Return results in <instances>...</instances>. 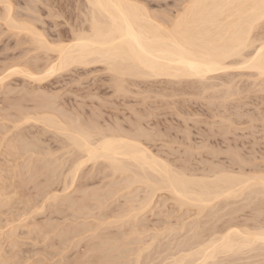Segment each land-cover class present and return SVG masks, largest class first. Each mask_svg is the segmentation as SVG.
<instances>
[{
  "label": "rangeland",
  "instance_id": "374dc122",
  "mask_svg": "<svg viewBox=\"0 0 264 264\" xmlns=\"http://www.w3.org/2000/svg\"><path fill=\"white\" fill-rule=\"evenodd\" d=\"M135 1L148 9L147 11L154 15L157 21H164L163 23L175 17L187 3V0ZM84 4L83 0H0V264H134L133 259L137 249L146 242L150 243V238H152L150 239L152 245L149 246V249L142 251L143 254L141 253L139 261L144 263L149 259L151 260L149 264H155L164 257H169L170 254L167 253L171 252V254H174V248H177L176 244L180 243V241L190 239L191 243L190 236L195 229L193 228L195 224L202 227V229L204 228V230L206 229L205 232L210 231V228L220 230L230 220L231 223L236 224L237 228L240 226V229L246 226L249 229H251V226L252 229L261 226L264 223V204L259 205L260 210H255L256 200H253V202L250 200L248 207L245 206V209H243L244 207L239 209L238 213L234 211L231 214H226L227 208L217 210L216 214L219 212L217 214L218 219L216 214H212L213 209L212 211L211 209H205L200 214L193 215V211L188 210H193L194 208L188 207L189 209L187 210L183 206L179 208L180 211L177 213L176 209H178V206L171 201L170 195L168 193L165 194L164 191H158L154 194L156 197H152V203L150 202L146 210L139 212L136 207L139 206L138 199L139 201L143 199L142 195L144 196V192L141 189L144 187L140 183H133L132 185L129 182L132 180L130 172H126L127 174L118 172V174L110 168L111 166L107 161L103 162L100 159L98 164L97 161L95 164L91 161V163L86 162L85 165L83 164L82 169L80 168L75 177H73L74 179H72L71 173L69 174L68 172V167L72 166L73 160H69L68 157L70 158L73 155L71 158H74L76 151L74 149L68 151V147L64 146L68 143L64 139L65 136L54 129H47L32 120L28 122L26 120L25 123H22L24 122L22 116H26V113L27 116L33 113L32 116L35 115L34 117H37L41 110H45L44 107L46 105L44 106L42 103L43 107H39L37 102L41 101L42 98L45 100L47 97L50 100V103L47 101L49 105L51 101L54 103L52 104L54 106H50V109L54 107L57 109L56 111L52 110L53 112L60 113L61 111L62 115L58 114V116H63V112L67 116L71 114L68 117L64 116L62 119H65V117L68 120L72 119L74 120V122L71 120L74 125L79 123V125H83L89 131H92L93 134L96 133V129L97 132H100L106 130V128L108 132L111 130V133L112 131L118 133L120 129L122 134L127 131L125 134L128 135L129 131L133 134L140 132L138 137H140L139 139L142 143L152 153L166 160L177 170H179L177 167L179 166L181 167L180 169L186 168V171L190 173L192 167V172L193 170L196 172L199 169L198 173L196 172L198 175L205 171H208L207 174H209L210 170H214L215 165L217 166V163L218 169L219 163H223V167L225 165V168H228L227 170L234 167L233 171H238L242 167V171L239 172L245 171L246 173L249 169L248 173H250L260 167V169L262 168L261 171L264 172V75L257 76L259 77L257 78L253 70L237 69L234 66L232 67L233 69L211 74L207 80L199 79L198 81L197 78H195L196 80L194 78H186L188 79L187 84L184 83L186 82L185 78H179V80L178 78L170 79V82L168 81L169 78L166 77H150L149 79H147L148 77L146 79L143 77L144 79H141L142 77L129 76L132 78L129 79L126 75L127 80H124V77L121 81L118 80L119 83L123 81V87L121 84V88L124 91L122 89L116 91L117 78L114 81L113 76H117L105 67L104 63H93L86 66L79 64L78 66L77 64L69 65L66 67V71L59 69V72L56 70L51 74L44 75L45 77L43 76L44 78L40 80L41 82L34 78V80L30 79L26 74L29 70H32L30 72L33 73L38 70L36 76L39 77V73L40 76L41 74L43 75V70H47V67L53 63L55 64L57 60V53L54 50L43 47L42 45L44 44H39L37 40L35 41L36 37L43 40L46 45L49 44V47L53 44L57 46L59 43L62 44V42L63 44L71 42L74 32L78 31H75L76 28H79L78 32H80L81 30H86L84 25H89V22H86L88 21L89 12L86 8L87 6L85 7L86 4ZM21 24L34 26L33 28L37 31L36 35L41 33V37L44 39L40 36H35V33L33 35L26 29H21ZM16 25L20 26L17 27ZM73 28L75 29L74 32H72ZM23 70H27V72L24 73ZM261 77L263 80L259 81ZM42 102L46 103V101ZM49 105L46 110L49 109ZM35 107L38 110L41 108L39 110L40 113ZM56 113L55 115H57ZM67 119L64 121H67ZM19 122L20 124H18ZM99 128L101 130H98ZM19 131L20 134L17 133ZM21 131L23 135L24 133L26 135L22 136ZM42 131L44 134L40 136V140L38 135ZM104 132L109 134L106 131ZM17 134L22 137L14 139V136H18ZM33 136L36 139L35 146H33L35 142ZM26 138L31 140H26ZM32 138L34 142L30 143ZM8 139L11 140L8 141ZM13 139V143L17 145L16 149H14L15 146L7 148L8 143L10 141L12 143ZM62 140L63 142H61ZM11 143L9 145H12ZM20 143H22L23 148H29L31 146L29 144H33L34 152L27 153V151H31L32 146L30 150H27V148L24 150ZM37 145L38 151L36 152ZM23 150L26 154L22 152ZM210 151H212V154L215 151L216 155H212ZM231 151L234 153H231ZM228 152L230 158L228 157ZM235 153L237 162L235 160L236 157H234V160L232 159ZM27 154H31L32 157ZM238 155L240 159L242 158V164L238 163ZM32 160L34 163L36 162L34 168L30 167L33 164ZM61 160H64L62 162L65 164H62ZM229 160L233 162L231 167L229 166L231 165ZM245 160L247 165L250 163L248 167L245 164ZM69 163H71V166ZM237 163L240 165L238 166ZM236 164L239 167L238 169ZM36 166L37 169H35ZM29 168L31 169L30 171ZM217 168L215 167V170ZM188 169L190 170L188 171ZM256 170L260 172L258 168ZM31 171L32 173H30ZM64 173L68 177L65 182ZM203 174H206V172ZM125 176L127 178L126 182ZM128 179L130 180L127 181ZM66 182L67 184H65ZM69 183L70 185L72 183V185L70 186ZM102 186L103 188L105 186L106 189H103ZM81 188L83 191L84 188L86 190L85 194L83 192V198L82 194H80L82 193L81 190L80 192L78 190ZM98 188H102L103 192L101 194L103 195L100 194ZM89 189L99 192L100 195L95 192L92 195L93 191H91V194ZM76 190H78L77 195L79 193L80 198L79 195L75 196ZM142 190L145 191V188ZM15 191L16 193H14ZM71 193L75 197L73 201ZM87 193H89V196H93L90 202L86 201L89 198H86ZM15 194L19 196L17 200L14 199L17 198L14 196ZM21 194H24V197ZM52 195L55 197H51ZM68 195L71 196V200L68 203L71 201L73 205L74 202L77 204V197L81 200H84L85 197V201L83 204L81 202L80 206L81 200H77L78 206L75 205L76 208L75 206L72 207L71 203L69 205L65 202ZM167 195L169 196L167 197ZM242 201H240L241 204L248 202V200ZM105 202L107 203L105 204ZM90 203L91 205L94 203L92 207H89ZM240 203L238 202L237 204L241 205ZM130 204L132 205L130 206ZM108 206L109 208H107ZM132 206L136 207L133 208ZM131 207L137 213L133 214ZM72 208L73 210H71ZM123 212L127 214V218L122 214ZM74 213L75 218L72 216ZM185 213L186 216H183ZM221 213H223L224 218L221 217ZM131 214H137V216L134 218ZM106 215L109 217H106ZM191 215L193 216L191 217ZM212 215L215 217L213 218ZM248 215L249 217L251 215V217L249 218ZM188 216L193 219H185ZM71 217L74 219H71ZM109 218L110 221L107 223ZM120 218L124 222H120ZM112 219H114L113 223L111 222ZM103 220H105V223ZM138 220L144 225H141ZM186 220H188L189 224L186 223ZM181 222L183 224L182 231L179 230ZM44 224L45 226H43ZM166 224L170 228L173 225L175 231L173 230L171 233L169 232L170 230L167 231L170 228L167 229L168 226ZM96 225L99 227L98 229ZM135 228L137 233L133 231ZM163 229H166L167 233ZM204 230L203 233H205ZM127 231H133V233L128 232L127 238L122 240L121 237H125ZM157 231H160V233H157ZM73 232L75 233L74 236L71 235ZM138 232L141 235H138ZM161 233L163 234L161 235ZM67 234L69 237H67ZM132 234L135 235L130 236ZM157 234H159L158 237H154ZM153 237L156 244L153 243ZM127 242L128 245H126ZM66 245L68 246L66 247ZM260 249L258 251V247L253 250L245 248L239 253L229 252L226 256L225 254H219L214 260L212 259L215 263H212V260H208L207 263L264 264V247H260ZM156 259L157 261H155Z\"/></svg>",
  "mask_w": 264,
  "mask_h": 264
},
{
  "label": "bare ground",
  "instance_id": "6f19581e",
  "mask_svg": "<svg viewBox=\"0 0 264 264\" xmlns=\"http://www.w3.org/2000/svg\"><path fill=\"white\" fill-rule=\"evenodd\" d=\"M83 3L86 4V5L85 4L84 5H85V7L87 6L86 8L88 9V12H89V15H88V13H86V15H88V18L86 17L88 21H86V22H89V25H86L87 28L84 25V28L86 30H81V29H83V28H81L80 32H78L79 28H76V30L73 28L72 32H74V30L75 31L78 30V31L76 33L74 32L72 39H71V42L69 41L66 44L65 43L63 44V42H62V44L59 43L60 45L58 44L57 46H56V44L55 45L53 44L55 47L53 45H52L53 47L52 46L49 47V44H47L48 45L47 46L46 43L43 42V40L36 37L35 41L37 40V42H39V44L41 43V45L42 44L45 45V46L42 45L43 47L50 49V50H54L57 53L56 54L57 55V60H56L57 62L55 61V64L53 63L52 65L48 66L47 70H43L44 71L43 75L41 74V76H40V73H39V77L36 76V73L38 70L34 72L35 74L33 72H30L32 70H29L28 73H26L27 70H25V71L23 70L24 73H26L30 79L34 78L35 80L40 81L47 74H51V73L55 72L56 70H57V72H59V69L60 70L64 69L66 71V69H67L66 67H68L69 65H76L77 64V66H78V64H79V65L86 66V65H91L93 63H95V64L96 63H102V64L104 63V65H106L105 67H107L110 71H112L117 76V77H115L112 74V76L114 77V81H116V78H117V82L115 84L117 86L116 91L118 89H119V91H120V89H122L124 91V89L121 88V84L123 83V81L121 83H119L118 80L121 81V79L123 77H124L123 78L124 80H127V78H126L127 76L129 79H132L131 77H136V78L142 77L141 79H144L143 77H145V79L147 77H148L147 79H149L150 77H152V78L166 77V78H169L168 81H170V82H171L170 79H175V78H178V80H179V78H182V79L183 78H185V79L186 78H189V79L190 78H194V79L197 78L199 81V79H202V80L206 79L207 80L208 78H210L211 74H217V73L229 70V69H233L232 67H234V66H235L234 68L237 67V69H240V68L243 69L244 68V69L253 70V72H255V74H256V77L264 75V55L260 54V45L262 42H264V32H261L259 22H258L259 21V12H260V8H259L260 0H187V3L185 5H190V7L186 8L184 5L182 10H180V12L175 17H173L172 19H170V20L168 19V21L166 23H163L164 21L163 22L161 21L162 22L161 23L160 20H158L159 21L158 22L157 19L154 17V15H151L150 12L147 11L148 9L144 8L143 5L136 2L135 0H83ZM178 17H179V22H177ZM252 20L257 21V24L255 25L254 28L250 26V22ZM13 24H15V23H13ZM16 26L19 27L20 25H16ZM33 27L31 25L27 26L26 24L25 25L21 24V26H20L21 29L22 28L26 29V30L30 31V33H32L33 35L35 33V36L41 37L42 34L38 33L36 35L37 31ZM80 27H81V25H80ZM59 38H60V36H59ZM42 39H44V38H42ZM47 43H49V42H47ZM252 74L255 75L254 73H252ZM129 76H131V77H129ZM166 78H164V79H166ZM257 78H259V77H257ZM187 80L188 79H186V82H184V83L187 84V82H188ZM261 80H263L262 77L259 81H261ZM122 87H123V84H122ZM39 98H41V97H39ZM42 101H46V103L42 102ZM47 101L50 103V100H48L47 97L45 100L42 98L41 101L37 102L38 103L37 105H39V107H43V105H42V103H43L44 106L46 105V107H48L49 103ZM39 102H41L40 103L41 105L39 104ZM52 104H54L53 101H51V104L49 105V109H48L49 111L46 110L47 109L46 107H44L45 110H41V108H40L39 110H41L40 111L41 113L36 108L37 107L36 106L35 108H36V110H38V113H40V114H37V117H34L35 115L32 116L33 113L30 114L31 116L29 114L27 116V113H26V116H22V118L24 119V122H22V123H25L26 120H27V122L29 120H32V121L40 123L42 126L46 127L47 129H54L55 131L59 132V134L61 133L63 136H65L64 139L66 141H68L69 144L66 143V145H64V144L63 145L66 146V148L68 147V151H70V149L71 150L74 149L76 151V153L74 154L76 156H74V158H71V157H73V155L70 158L68 157L69 160L70 159L73 160L72 166H71V163H69L71 167H68V169H69L68 172H69V174L71 173L72 179H74L73 177H75L77 171H79L80 168L82 169L83 164L85 165L86 162L88 163L90 161L94 162L93 164H95V162L97 161V164H98V160L100 161V159H102L103 162L107 161V163L111 166V167L110 166L109 167L112 168L117 173L120 172V173L124 174L126 172L127 173L130 172L132 174L131 175L132 180L128 179L127 181L130 180L129 182L132 185H133V183H137V184L140 183L145 188V191L142 190L144 188L141 189V191L144 192V196L142 195L143 199L140 198L141 199L140 201L138 199L139 206L136 207L137 206L136 203H135L136 206H134V207L132 206L133 208L136 207V209L139 212L144 210V209L146 210V207L150 204V202L152 203V199L155 196L154 194L157 193L158 191L159 192L164 191L165 194L168 193L170 195V198L172 199L171 201L173 203H175V205L178 206V209H176L177 213H178V211H180L179 210L180 207L185 206L187 210L190 207L194 208L193 210H188V211H193L192 212V213H194L193 215H196V214L198 215V213L200 214V212L205 210V209H209V210L211 209V211L213 209L212 214L213 213L216 214L217 210H221L224 208H227L226 214H229V213L231 214V212H234V211H236L238 213L239 209H241L243 207H244L243 209H245V206L248 207V204H250V200H252V202H253V200L254 201L256 200L255 210H258V209L260 210L259 205L262 203L264 204V172L261 171L262 168L260 169V167L256 166L260 170V172H258L256 170L257 168L255 169V171H252L250 173H248L249 169L246 173H245V171L239 172V171H242L241 170V169H243L242 167H240V169L238 171H233L234 167L233 168L231 167L233 162L229 160V164L231 162V165H229L231 168H229V170H227L228 168H225V165L223 167V163L222 164L219 163V169H218L217 168L218 163H217V166L214 164L215 167L217 168V170H215V167L213 168L214 170H210V169H212L210 167L209 174H207L208 171H205L206 174H203L205 172H203L201 169V171L203 173L201 172L202 174L198 175L197 173H198L199 169L196 170L197 173L195 172V170H193V172H192L191 166L190 167H191L192 173L187 172L186 168L180 169L181 167H179V166H177L179 169V170H177L174 167H172L173 165L169 164L166 160H163L159 156H156L154 153H152L148 149V147L142 143V141L139 139L140 137H138V134L140 132L133 134V133H130V131H129V135H128V134H125L127 131L124 134H122L120 132L121 129L118 130L119 131L118 133H115L116 131H112V133H111V130H110V132H108L107 128H106V130H104V131L108 132L109 134L105 133L103 130H102L103 132L102 131L97 132V129L95 131L96 133L94 132L95 134H93L92 131H89L83 125L82 126L79 125V123L77 125H74V123H73L74 120H72L71 117H70V119L73 122L71 120H68L67 117L71 114H69L67 116L66 113L63 112V114H64L63 116H58V114L62 115V112L61 111H60V113L53 112V111H56L57 109L55 107L53 109L52 108L50 109V106H52ZM18 105H19V103H18ZM50 110H51V112H50ZM52 113H54V114H52ZM55 113L57 115H55ZM64 116H67V117H65V119H62ZM66 119H67V121H64ZM74 119H75V117H74ZM142 119H144V118H142ZM76 120H77V117H76ZM19 121L21 122V120H19ZM20 122L18 124H20ZM141 122H142V120H141ZM108 126H110V125H108ZM111 128H113V127H111ZM136 129H137V126H136ZM98 130H101V129L99 128ZM43 131H42V133H40L41 135L40 134L38 135L39 136L38 139H40V136H42L44 134ZM57 132H56V134H58ZM122 132H124V131H122ZM17 133L20 134V131ZM53 134H54V132H53ZM24 135H26V133H24ZM24 135L22 132V136H24ZM22 136H19V135L16 137L14 136V139H17L19 137L21 138ZM27 137H28V135H27ZM28 138H26V140H31ZM33 138H34L35 142H34ZM33 138H32V142L30 141V143L34 142V145L29 144L31 146L32 145L35 146V144H36V139L34 136H33ZM14 139L12 140V143H11V141L9 142L12 145H9L8 141L11 139H8V141H7L8 147L7 148H9L10 146H11V148L15 146L14 149H16L17 145H15L13 143ZM23 139H22V142H23ZM38 139H37V142H38ZM62 139H63V137H62ZM24 141H25V139H24ZM18 142H21V141H18ZM61 142H63V140ZM26 145H27V143H26ZM29 145H27V146H29ZM38 145L36 146V152L38 151ZM20 146L22 147V143H20ZM20 146H18V147L20 148ZM31 146H29V148L26 147L27 150H30ZM33 146H32L31 151L26 150L27 153L28 152L29 153L34 152ZM24 147H25V143H24ZM26 148L22 147V149H24V150ZM24 150L22 152L25 153ZM34 150H35V147H34ZM71 152H69V153L71 154ZM210 152L212 154V151H210ZM214 152L212 155H214V154L216 155V152L215 153ZM232 152L233 151H231V153ZM39 153H40V151H39ZM34 154L37 155L36 153H34ZM228 154H229V152H228ZM27 155H30L32 157L31 154H27ZM27 157H29V156H27ZM31 157H30V159H31ZM167 157H169V156H167ZM226 157H227V155H226ZM228 157L230 158V154ZM234 157H236L235 160L237 162L236 153H235V156L232 157L233 160H234ZM238 157H239L238 163L242 164V161H241L242 158L240 159L239 155H238ZM190 159H191V156H190ZM65 160H67V159H65ZM62 161H64V160H61V163L63 164L64 162H62ZM168 161H169V159H168ZM32 162H33V160H32ZM182 162H183V159H182ZM245 162H246V160H245ZM35 163L33 162L34 165L33 164L30 165V167L32 166V168H34V166L36 165ZM234 163H235V161H234ZM102 164H104V163H102ZM237 164H236V167H237ZM245 164L247 165V162ZM245 164H243V165H245ZM220 165H221V167H220ZM239 165L240 164H238V166ZM248 165H247V167H248ZM186 166H187V164H186ZM188 166H189V164H188ZM249 167H251V166H249ZM238 168L239 167H237V169ZM35 169H37V166L35 167ZM19 170H20V168H19ZM30 170L31 169L29 168V171ZM189 170L190 169H188V171ZM114 171H113V174H114ZM49 172L51 173L50 170H49ZM30 173H32V171ZM35 173H36V171H35ZM47 174H48V171H47ZM64 174H65V176H63V177H65L64 178V182H65V179L68 177H66V173H64ZM67 175H68V173H67ZM126 179L127 178L125 176V182H126ZM24 180H26V179H24ZM72 183H74V182H72ZM72 183H71V185H72ZM121 183H122V181H121ZM65 184H67V182ZM69 185H70V183H69ZM122 185H123V183H122ZM64 187L66 188V186H64ZM137 187L139 188V186H137ZM102 188H103V186H102ZM102 188H100L101 191L98 188L100 194H101V192H103ZM104 188H105V186H104ZM78 190H79V192L81 190L82 193H80V194H82L81 196L83 198V192H84V194L86 193L85 188H84V191L82 190V188L78 189ZM78 190H76L75 196L77 195ZM87 190H88V188H87ZM94 190H95V188H94ZM94 190L93 189L90 190L91 194H92L91 191H93L92 195H94V192H95ZM121 190H123V189H121ZM87 192H89V191H87ZM99 192L97 193V191H96L95 193L99 194ZM117 192H118V189H117ZM137 192H138V190H137ZM14 193H16V191ZM19 193H22V192H19ZM73 193H74V191H73ZM87 194H86L87 195L86 198L87 197H89V198L86 201L90 202V200H91V198H93V196L91 197V195L89 196V193H87ZM118 194H119V192H118ZM145 194H146V196H145ZM78 195H79V193H78ZM101 195H103V194H101ZM169 195H167V197ZM14 196L17 197V198H14L16 200L19 198V196L17 194H15ZM21 196L24 197V194H21ZM51 197H55V196L52 195ZM72 197H73V194H72ZM60 198H62V197L60 196ZM66 198L68 200L67 201L65 199V202L67 204L69 202V200H71L70 199L71 196L68 195V196H66ZM74 198L75 197L72 198V201ZM79 198H80V195H79ZM77 200L80 201L81 199H78V197H77V199H76L77 204H75V202H74V205L70 201V203L72 204L71 205L72 207L75 205L78 206L79 203L77 202ZM242 200H248L249 203L246 202L245 204H241L240 201H242ZM84 201H85V197H84V200L80 201L79 205L81 206V202L83 204ZM129 201H130V199H129ZM238 202L241 205L237 204ZM70 203H68V204L70 205ZM106 203L107 202H105V204ZM93 204L94 203H92V205H91V203H90L89 207L90 206L92 207ZM101 204H102V202H101ZM131 205L132 204H130V206ZM177 206H176V208H177ZM231 206H234V207H231ZM63 207H64V203H63ZM132 207L130 209L133 212V214L137 213V211H135V212L133 211ZM66 208H68V207H66ZM75 208H76V206H75ZM84 208H85V206H84ZM107 208H109V206ZM71 210H73V208ZM81 210H82V207H81ZM90 210H91V208H90ZM115 210H117V209H115ZM263 211H264V208H263ZM65 212H67V211H65ZM68 212H69V210H68ZM124 212L122 214H124ZM240 212H242V210H240ZM251 212H252V208H251ZM110 213H111V211H110ZM186 213H185V215L183 214V216H186ZM217 214H216V217H218ZM66 215L68 216V214H66ZM74 215H75V213L72 214L73 217H74ZM117 215H119V214H117ZM124 215H125V217L127 216L126 213ZM124 215H123V217H124ZM193 215H191V217ZM239 215H240V213H239ZM107 216L108 215H106V217ZM115 216H114V219H115ZM120 216H122V215H120ZM133 216L135 218V216H137V214L132 215V217ZM177 216H178V214H177ZM206 216H207V213H206ZM227 216H229V215H227ZM191 217L188 216V218H185V219H189ZM210 217H211V214H210ZM212 217L214 218L215 216L212 215ZM221 217H223V213H221ZM248 217H249V215H248ZM250 217H251V215H250ZM74 218L71 217V219H74ZM110 218H112V217H110ZM110 218L108 221L105 219L107 221V223L110 221ZM181 218H183V217H181ZM64 219H65V216H64ZM114 219H112L111 222ZM130 219H131V216H130ZM191 219H193V218H191ZM218 219H219V217H218ZM235 219H236V217H235ZM253 219L255 220V218H253ZM69 220H70V218H69ZM76 220H78V219L76 218ZM105 220H103V222ZM247 220H248V218H247ZM122 221L124 222V220H121V218H120V222H122ZM125 221H126V219H125ZM186 221L185 222L187 224H189L188 220H186ZM228 221H229V218H228ZM127 222H128V219H127ZM134 222H135V220H134ZM219 222H221V221H219ZM115 223L117 224V222H115ZM139 223H141V221H139ZM205 223H206V221H205ZM261 223H262V221H261ZM67 224H69V223H67ZM122 224H124V223H122ZM263 224L264 223H262L261 226H258L255 229H252L251 225H250L251 229H249V227L247 228V226L245 228L240 229V226H239V228H237L236 224L231 223V220H230V222H227L226 225L223 226L220 230H217V229L215 230V228L214 229L210 228V231H208V232H205L206 229L204 230V228L202 229V227L195 224L193 226V228H195V229L192 231V235L190 236L191 237V243L189 241L190 239H185V240L181 239L182 242L180 241V243H177L176 244L177 248H174L175 249L174 254H171V252L167 253V254H170V256L168 255L169 257H164L165 256L164 255L163 256L164 258L162 257L163 259H161L158 263H155V264H204L205 262H206V264H208L207 263L208 260H210V261L212 259L214 260L217 257V255H219V254H221V255L225 254V256H226V254L229 252H231V253H237L238 252L239 253V251H241L242 249L247 248V250H253L257 247H258V251H259L260 247H262V248L264 247V240H262L260 238L262 236V234H264V226H262ZM70 225H71V222H70ZM100 225H101V223H100ZM141 225H144V224L141 223ZM43 226H45V224ZM131 226H132V224H131ZM135 226H136V224H135ZM171 227L172 228H170L169 226L167 227V229L170 228L167 230V231L170 230L169 231L170 233H171V231L174 230L173 225ZM179 227H181V228H179V230L182 231L183 230L182 229L183 228L182 222L179 225ZM96 228L98 229L99 227L97 226ZM139 228H141V227H139ZM43 229H44V227H43ZM208 229H209V226H208ZM44 230L46 232V229H44ZM70 230H71V226H70ZM158 230H160V228H158ZM203 230L205 233H203ZM72 231H73V229H72ZM133 231L136 232L137 231L136 228ZM133 231L132 232L127 231L126 236L124 235L125 237H121L122 240H123V238H127V235H129V233H133ZM149 231H151V230H149ZM164 231L166 232V229ZM74 232H73V234L71 233V235L74 236V234H75ZM121 232H123V231H121ZM140 232H138L139 233L138 235H141ZM165 232H164V235H165ZM39 233H40V230H39ZM155 233H156V231H155ZM157 233H160V231H157ZM162 234L163 233H161V235ZM98 235H99V233H98ZM133 235H135V234H132L130 236H133ZM158 235L159 234L154 235V237H158ZM93 236H94V234H93ZM184 236H186V235H184ZM67 237H69L68 234H67ZM75 237H76V235H75ZM154 237H153V240L155 239ZM167 237H165V238H167ZM204 237H206V238H204ZM128 238H129V236H128ZM162 238H163V236H162ZM62 239H63V237H62ZM71 239H72V237H71ZM150 239H152V238H150ZM150 239H149L150 243H147V242L144 244L141 243L142 246L137 249V253H135V256L133 259L134 264H149V263H151V260H149V259L147 262H144V263H142L143 261L142 262L139 261V259L141 258L140 257L141 253L143 254L142 251L147 249V248L149 249V246L152 245ZM72 241H73V239H72ZM129 241H130V239H129ZM131 241H132V238H131ZM167 242H168V240H167ZM174 242H175V239H174ZM153 243L156 244L155 240ZM129 244H130V242H129ZM135 244H136V242H135ZM126 245H128V242ZM131 245H133V244L131 243ZM67 246L68 245H66V247ZM176 246H174V247H176ZM69 249H70V247H69ZM125 254H127V252H125ZM242 254L244 255V253H242ZM261 254H262V252H261ZM232 255H231V257H232ZM245 256H246V254H245ZM143 257H144V255H143ZM5 261H7V260L5 259ZM155 261H157V259ZM225 262H226V260H225ZM212 263H215V262L213 261ZM212 263H209V264H212ZM223 263H224V261H223ZM227 263H228V261H227Z\"/></svg>",
  "mask_w": 264,
  "mask_h": 264
},
{
  "label": "snow or ice",
  "instance_id": "6c2138e0",
  "mask_svg": "<svg viewBox=\"0 0 264 264\" xmlns=\"http://www.w3.org/2000/svg\"><path fill=\"white\" fill-rule=\"evenodd\" d=\"M185 7L186 8L190 7V5H185ZM259 8H260V12H259V21L258 22H259V26H260L261 32H264V0H260ZM177 22H179V17L177 18ZM256 24H257L256 20H252L250 22V26L253 27V28L255 27ZM260 54L264 55V42H262L261 45H260ZM260 238L262 240H264V234H262V236Z\"/></svg>",
  "mask_w": 264,
  "mask_h": 264
}]
</instances>
